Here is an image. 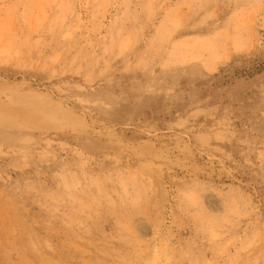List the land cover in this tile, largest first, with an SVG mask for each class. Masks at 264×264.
I'll list each match as a JSON object with an SVG mask.
<instances>
[{
	"label": "rangeland",
	"instance_id": "1",
	"mask_svg": "<svg viewBox=\"0 0 264 264\" xmlns=\"http://www.w3.org/2000/svg\"><path fill=\"white\" fill-rule=\"evenodd\" d=\"M0 264H264V0H0Z\"/></svg>",
	"mask_w": 264,
	"mask_h": 264
},
{
	"label": "clouds",
	"instance_id": "2",
	"mask_svg": "<svg viewBox=\"0 0 264 264\" xmlns=\"http://www.w3.org/2000/svg\"><path fill=\"white\" fill-rule=\"evenodd\" d=\"M199 190L201 193H207L208 191H210V189L206 185H199Z\"/></svg>",
	"mask_w": 264,
	"mask_h": 264
}]
</instances>
